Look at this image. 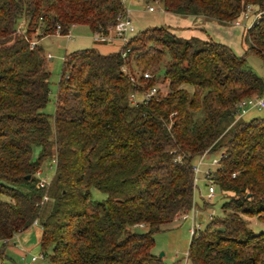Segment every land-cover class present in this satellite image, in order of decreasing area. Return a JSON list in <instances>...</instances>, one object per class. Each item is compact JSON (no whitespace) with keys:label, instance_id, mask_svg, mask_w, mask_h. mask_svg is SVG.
I'll list each match as a JSON object with an SVG mask.
<instances>
[{"label":"trees","instance_id":"1","mask_svg":"<svg viewBox=\"0 0 264 264\" xmlns=\"http://www.w3.org/2000/svg\"><path fill=\"white\" fill-rule=\"evenodd\" d=\"M159 1L222 25L248 6L264 11V0ZM124 11L121 0H0V264H14L8 242L35 220L50 264H171L152 252L154 235L196 206L193 160L205 151L219 154L211 178L224 200L190 237L186 261L264 264V230L246 220L264 224V116L236 115L241 100L264 94L245 63L248 55L264 63V14L244 30L241 55L169 26L135 30L109 51L94 39L65 54L50 121L49 58L33 39L57 25L61 36L79 25L104 35ZM153 86L156 95L140 101ZM47 161L53 175L40 186ZM92 188L106 198L93 200ZM134 225L145 231L124 235Z\"/></svg>","mask_w":264,"mask_h":264},{"label":"rangeland","instance_id":"2","mask_svg":"<svg viewBox=\"0 0 264 264\" xmlns=\"http://www.w3.org/2000/svg\"><path fill=\"white\" fill-rule=\"evenodd\" d=\"M125 9L129 11L131 18L133 19L134 27L136 31L143 30L147 27L154 26H169L172 31L176 34L184 32L183 28L187 23V16L176 15L164 11L162 4L159 0H125ZM148 6H152L154 11H149ZM253 10V9H252ZM247 17L240 18V26L234 25V21L231 25H222L214 22V25L206 27L207 38H211L215 41L222 43H229L232 49L238 55L243 53L246 46L244 39V30L249 27L254 21L253 11L248 12ZM203 21H207L202 18ZM210 22V21H208ZM195 30V29H194ZM73 38L68 39L65 36L61 37L58 34L47 35L40 39H33V42H38L43 47L46 55L50 54L52 57L48 59V70L50 72L49 76V99L43 109V112L49 115L50 121H52V116L55 109V95L57 89V83L61 74L62 62L65 54L78 49H85L89 47L96 46L94 42V34L90 31L87 26H74L71 27L70 31ZM199 31L192 34L197 35ZM197 37V36H196ZM201 38V37H199ZM202 39V38H201ZM99 50L106 51L110 49L109 44L97 45ZM112 47V46H111ZM169 57L166 55L163 62L161 63V71L163 72L165 63ZM246 66L249 67L254 73L260 76L264 80V63L256 55L246 56ZM161 91L165 92L167 90L166 84L160 85L158 87ZM255 97V95L250 98ZM140 98V97H139ZM255 116H264V107L261 109H248L247 113L243 116L244 119H249ZM39 148H34L33 154L36 156ZM219 158L218 153H206L203 156H197L194 158L193 162L196 165L201 161L200 168L205 169L209 167H214L213 161ZM54 166L50 161L44 162L41 168L40 178L50 179L53 175ZM203 174L202 172H199ZM198 173V174H199ZM199 174V175H200ZM197 178V188L194 189V201L197 208V221L200 224V228L203 229L209 222L208 215L213 212L214 215H220V205L224 200V195L218 188L214 185V197L212 199H207V184L202 176ZM200 190V194H199ZM91 198L93 200H104L106 195L101 191L92 188ZM203 199L208 201L211 205L208 207H203ZM248 225L253 229L254 232H260L264 230V224L259 222L256 217H246ZM190 220H175L170 226V229L162 231L154 235L155 244L152 248V252L159 256L162 253L161 258L171 264H190L186 261V255L189 246V240L191 234L189 232ZM142 232L145 228L139 225L127 226L124 231V235L129 232ZM41 238V226L40 224H32L26 230H23L19 234L15 235L8 242L7 252L14 262V264H24L21 260L22 252L26 253L29 259L32 254L38 255L41 253L39 241ZM33 264H50L48 257L45 255L43 259L36 260Z\"/></svg>","mask_w":264,"mask_h":264},{"label":"built area","instance_id":"3","mask_svg":"<svg viewBox=\"0 0 264 264\" xmlns=\"http://www.w3.org/2000/svg\"><path fill=\"white\" fill-rule=\"evenodd\" d=\"M121 1L124 4L125 0H121ZM148 10L154 11V8L152 6H148ZM250 11H253L252 7L248 6L247 10L245 12H243V14L238 19L234 20L233 24L240 26L241 25L240 24V18L241 17H247L249 14L248 12H250ZM263 14H264V11L256 12L253 15L254 20L259 18ZM134 31H135V27H134L133 19L131 18L129 11L125 9L123 14L118 15L115 25L109 29L107 34L103 35L101 33L95 32L94 33V39L95 40H106V41H111V42L125 43L128 39V36L131 33H133ZM59 33H60V26L57 25L56 34L59 35ZM64 36L66 38L72 37V35L69 31ZM31 43H32V45H34L35 42L32 41ZM122 56H125V52L122 53ZM47 57L50 58V55L48 54ZM123 70L127 71L126 67H124ZM129 77H130V80L132 82H134V78L130 75H129ZM151 77H152V75L149 74L148 72L143 73V78L149 79ZM156 93H157V87L153 86L142 95V97L140 98V101L147 102L153 96H155ZM129 101L132 104H136L138 102V98L136 97L135 93H131L129 95ZM237 106H238V109L236 112L237 118L240 117L241 115L245 114L248 111V109H253V108L261 109L262 107H264V94L261 96H255L252 98L243 99L238 103ZM206 153H207V151H205L201 156H203ZM218 162H219V158L215 159L213 161V163L215 165H217ZM200 165H201V161H199L196 165L193 166V170L195 173V176H194L195 188H196V181H197L196 175L199 172H202L203 173V179L205 180V182L207 184L206 196H207V199L210 200L214 197V192H215L214 182L211 178L212 169H211V167H209V168H205V169L201 170ZM233 176H234V174H233ZM38 183L40 186H45L48 184V179L46 177L40 178V181ZM197 211L198 210H197L196 206H193L190 211L179 212L175 215V220H186V219L190 220L191 226L189 228V232H190L191 236L193 234H196L201 229L200 224L196 220ZM212 216H213V212H210L208 215V218L210 219V218H212ZM33 223L36 224L37 221L35 220ZM44 257H45V255L43 253H40L38 255L32 254L30 256V258L28 259L26 253L23 252L21 254V260L23 261L24 264H33L36 260L43 259Z\"/></svg>","mask_w":264,"mask_h":264},{"label":"crops","instance_id":"4","mask_svg":"<svg viewBox=\"0 0 264 264\" xmlns=\"http://www.w3.org/2000/svg\"><path fill=\"white\" fill-rule=\"evenodd\" d=\"M208 21H210V22H208ZM208 25L212 27V25H214V22H212L211 20L203 21L202 20V17H200V16H198V17H195V16H187V23L183 27V28H185L184 29V32H180L178 35L179 36H182L184 38H190V37H196L197 36V37H201L202 39H207V36L208 35L206 34V27ZM196 31H199V33L197 35L192 34V33L196 32ZM58 36H61V35H58ZM61 37H63V36H61ZM68 39H71V38H68ZM103 44H105V45L109 44V45L112 46L113 43H110L109 41H106V42L103 41L100 45L102 46ZM227 45H229L231 47V45L229 43H227ZM111 46H110V49L112 48ZM51 57L52 56L50 55V58ZM199 174L196 175V178H198V175ZM199 176H202L203 177V174H200ZM197 187L198 186H197V181H196V188ZM199 194H200V190H199ZM196 220H197V217H196ZM36 224H38V223H36ZM190 224H191V222H190Z\"/></svg>","mask_w":264,"mask_h":264},{"label":"water","instance_id":"5","mask_svg":"<svg viewBox=\"0 0 264 264\" xmlns=\"http://www.w3.org/2000/svg\"><path fill=\"white\" fill-rule=\"evenodd\" d=\"M162 256V253L161 254H159V257H161Z\"/></svg>","mask_w":264,"mask_h":264}]
</instances>
